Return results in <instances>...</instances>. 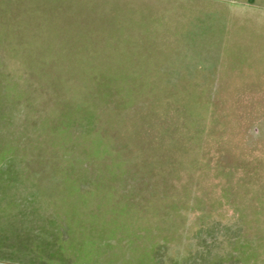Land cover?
I'll list each match as a JSON object with an SVG mask.
<instances>
[{"label":"rangeland","instance_id":"374dc122","mask_svg":"<svg viewBox=\"0 0 264 264\" xmlns=\"http://www.w3.org/2000/svg\"><path fill=\"white\" fill-rule=\"evenodd\" d=\"M263 62L264 0H0V155L13 151L0 157V203L40 200L50 215L69 167L93 183L116 157L127 175L112 184L130 205L114 245L127 264L264 251ZM93 77L122 91L58 134ZM96 132L110 152L91 160Z\"/></svg>","mask_w":264,"mask_h":264},{"label":"crops","instance_id":"0c3cea01","mask_svg":"<svg viewBox=\"0 0 264 264\" xmlns=\"http://www.w3.org/2000/svg\"><path fill=\"white\" fill-rule=\"evenodd\" d=\"M262 88L264 95V74ZM49 206L54 210L47 215L40 200L0 203V264H127V251L114 245L119 244L118 236L84 248L97 230L102 234V227L95 224L106 219L73 215V209L64 210L62 197ZM157 253L152 264H159ZM214 264H264V251L215 254Z\"/></svg>","mask_w":264,"mask_h":264},{"label":"trees","instance_id":"16d2710c","mask_svg":"<svg viewBox=\"0 0 264 264\" xmlns=\"http://www.w3.org/2000/svg\"><path fill=\"white\" fill-rule=\"evenodd\" d=\"M119 79L120 78L114 77L90 78L88 81L89 85H87V87L85 86V94L80 100L77 101L79 112L73 113L72 111H69L62 113L59 116V119L53 124L54 130L58 134L68 138L70 137L69 128L75 121H77V116L83 115L97 120L99 118L97 112L98 105L103 102L113 100V97L115 95L113 94V91H122L120 85L122 81ZM135 88L136 87L133 86L132 89H130L127 93H130V91L133 92ZM115 101L116 107L118 109L119 107L130 104L131 98L127 95ZM109 143L110 142L107 138V135L103 133L100 134V132L94 133L90 139V146L84 151L85 156H87L88 159L91 160L102 158L110 152ZM10 152H13L11 148L5 150L2 155H0V157L3 158ZM116 159V157H112V162L110 161L109 163L105 164L102 169H99L98 172L94 174L95 182L93 183L85 180H80L79 177H75L74 173L76 171V167L73 165L69 167V169L64 172V176L62 177V201L67 206H64V210H66V208H71L73 209V215L90 216L93 217L96 221L100 218L106 219L108 214H112V219L116 220V218H119V216L127 213L128 207L130 205L125 201V199H127V196L123 194H120L121 196H119V193L115 188L116 185L112 184V181H116L117 178H122L127 175V171L121 168L122 161H117ZM82 185H91L93 186V190H82L80 188ZM121 185L123 184L121 183ZM116 196H118L119 202L114 203L116 200ZM94 199L100 201L97 205V210L90 211L89 213L86 212L83 209L84 206H86L91 201H94ZM110 201L114 204L110 208L103 210V204H105L106 202L109 203ZM119 204H121V206H119ZM95 226L102 227V234H106V236H108V230L110 231L109 233L111 236L109 235L110 238H107V240H113V238H116L119 234H121L119 231L123 229V223L119 220H105L102 223L97 222ZM130 236L132 238V233L130 234ZM119 239L120 237H118V240ZM135 239L137 238L135 237ZM129 242L130 241H128V246H130ZM120 243H122V241Z\"/></svg>","mask_w":264,"mask_h":264}]
</instances>
